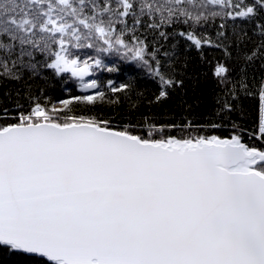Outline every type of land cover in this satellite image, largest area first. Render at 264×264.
Instances as JSON below:
<instances>
[{
	"label": "snow or ice",
	"instance_id": "obj_1",
	"mask_svg": "<svg viewBox=\"0 0 264 264\" xmlns=\"http://www.w3.org/2000/svg\"><path fill=\"white\" fill-rule=\"evenodd\" d=\"M181 41L201 59L223 53L206 123L118 124L98 111L134 87L132 77L95 78L119 71L104 54L158 80L150 103L162 104L185 86ZM257 62L264 68V0H0V80L26 85L0 109V257L264 264V74L248 71ZM36 77L79 92L33 95ZM252 110L254 128L231 119Z\"/></svg>",
	"mask_w": 264,
	"mask_h": 264
},
{
	"label": "trees",
	"instance_id": "obj_2",
	"mask_svg": "<svg viewBox=\"0 0 264 264\" xmlns=\"http://www.w3.org/2000/svg\"><path fill=\"white\" fill-rule=\"evenodd\" d=\"M220 22V20H217V24ZM226 23L229 31H231L233 22L228 20ZM235 26L245 28L250 33L255 27L253 23L242 20H237ZM178 50L180 52L179 63L187 65L186 70L182 73L185 77V86L173 92L170 98L162 104L150 103L159 92L158 80L153 79L134 62L124 61L115 54H104L103 59L107 66L117 67L119 71L114 73L106 70L97 71L95 78L99 79L102 84H106L108 80H114L117 84H122L129 82L130 77H132L134 78V87L127 93L115 94V98L119 102L105 103L98 108V111L103 115L111 116L118 124H141L145 118L157 124L173 121L183 122L185 118L206 123L212 116L214 107L215 80L211 74V67L217 60L223 62V53L218 49L207 48L203 53L204 59H201L200 53L195 49L187 50V45L183 41L180 42ZM78 51L84 59L97 54L94 49ZM232 66L239 67V65ZM248 71L257 78L264 74V68L261 67L259 62L250 67ZM27 86L31 87L33 95H39L41 90L47 91L54 102L69 98L70 93L75 95L79 92L78 85L74 82L70 81L69 85L65 87L57 81L48 82L39 77L28 80ZM24 87L26 85L0 80V109L13 107L17 99V90ZM8 93H11L10 97L7 95ZM21 102L25 103V100L21 99ZM189 105H191L190 108ZM253 111H249L247 114L233 113L231 119L249 128H254L258 121L253 115ZM219 134L226 135V133ZM253 142L259 143V141ZM7 259V257H0L4 264H7Z\"/></svg>",
	"mask_w": 264,
	"mask_h": 264
}]
</instances>
